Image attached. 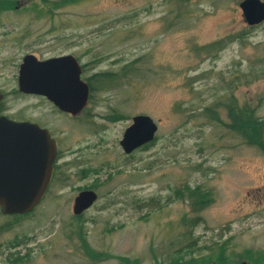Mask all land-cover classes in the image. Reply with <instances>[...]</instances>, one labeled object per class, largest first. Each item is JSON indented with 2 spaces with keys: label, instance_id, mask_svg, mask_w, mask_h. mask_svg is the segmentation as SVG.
<instances>
[{
  "label": "rangeland",
  "instance_id": "rangeland-1",
  "mask_svg": "<svg viewBox=\"0 0 264 264\" xmlns=\"http://www.w3.org/2000/svg\"><path fill=\"white\" fill-rule=\"evenodd\" d=\"M240 1L13 0L0 12L3 102L9 114L52 127L71 172L29 214L0 208V264H165L176 250L187 257L220 245L228 255L249 249L244 264H264V153L225 125L223 106L215 110L223 121L205 109L231 95L264 116V20L249 25ZM229 34L222 49L202 47ZM27 52L73 53L83 78L128 70L72 118L19 91ZM140 112L157 122L156 135L127 154L120 138ZM81 186L97 199L75 214ZM197 187L211 200L196 211L184 192ZM193 239L200 251L185 245Z\"/></svg>",
  "mask_w": 264,
  "mask_h": 264
},
{
  "label": "water",
  "instance_id": "water-1",
  "mask_svg": "<svg viewBox=\"0 0 264 264\" xmlns=\"http://www.w3.org/2000/svg\"><path fill=\"white\" fill-rule=\"evenodd\" d=\"M239 5L249 25L264 20V0H241ZM81 65L72 53L39 58L23 55L17 74L18 89L46 96L59 108L76 113L85 105L89 85L81 78ZM3 92L0 90V102ZM157 122L147 113H136L125 128L120 144L125 152L151 142ZM57 152L56 139L48 128L29 120L0 114V208L6 214L34 209L45 194ZM97 199L92 188L80 190L72 209L81 214Z\"/></svg>",
  "mask_w": 264,
  "mask_h": 264
},
{
  "label": "trees",
  "instance_id": "trees-1",
  "mask_svg": "<svg viewBox=\"0 0 264 264\" xmlns=\"http://www.w3.org/2000/svg\"><path fill=\"white\" fill-rule=\"evenodd\" d=\"M44 1L45 3L49 2V0ZM12 3L13 0H0V12L4 9L14 7L12 6ZM46 4H50L51 7H58L59 5L57 2ZM231 36H233V34L213 40L202 45V47L205 48L206 51L210 50V52L222 49L229 40L234 39ZM127 70V67L124 65L121 68L122 75H124ZM120 74L113 70H105L89 75L86 78L89 84V94H91L93 90L101 88L103 85L105 86L116 81L120 77ZM94 81L96 83H93ZM216 106H223L226 109L228 121L224 123L230 130L237 133V135L245 143L256 146L262 153H264V116L257 113L256 107L251 106L247 102L239 103L234 96L230 95L225 100H217L211 105L205 106L210 118L218 121L223 120L218 113H215ZM208 192L209 191L203 190L201 187H197L185 189L184 194L188 193L192 209L197 211L208 204L211 200ZM31 211L26 213H15L13 215L18 218L22 215L29 214ZM199 218L200 215L193 216L189 219V222H196ZM188 236L191 235L189 234ZM195 243L196 240L193 239L188 241L185 245L191 248V252L196 251V249H199L200 251L202 247L196 246ZM224 248V245H220V247L209 248V251H200L197 255H194L196 254L194 253L193 255H188L187 257H184L183 252L176 250V252H174L171 256L173 260L165 261V264H244L242 258L244 256H251L249 249L236 255H228ZM9 260L12 261L13 264L16 262L15 257L9 258Z\"/></svg>",
  "mask_w": 264,
  "mask_h": 264
},
{
  "label": "flooded vegetation",
  "instance_id": "flooded-vegetation-1",
  "mask_svg": "<svg viewBox=\"0 0 264 264\" xmlns=\"http://www.w3.org/2000/svg\"><path fill=\"white\" fill-rule=\"evenodd\" d=\"M73 54V53H72ZM75 55V54H74ZM76 56V55H75ZM77 58V57H76ZM78 59V58H77ZM79 61V60H78ZM80 62V61H79ZM80 65H81V78H83L82 77V71H83V65L80 63ZM84 80H86V82L88 83V81H87V79L86 78H83ZM89 85V84H88ZM1 90V89H0ZM2 91V90H1ZM20 91V90H19ZM3 92V91H2ZM22 92V91H21ZM24 93H26V94H29V95H42V94H39V93H32V92H24ZM89 93H90V91H89ZM90 95V94H89ZM3 96H4V93H3ZM88 99H89V96H88ZM88 99H87V101H88ZM87 101H86V103H87ZM53 103V102H52ZM86 103H85V105L80 109V111H82L83 109H84V107L86 106ZM54 104V103H53ZM55 105V104H54ZM55 107H57L56 109L58 110V112L59 113H63V114H65L66 116H68V117H72V118H75V117H78L79 116V112L80 111H78V112H76V113H72V112H70V111H67V110H64V109H61V108H59L57 105H55ZM0 114H5V115H7L8 117H10V118H12V119H16V120H29V121H34V122H37L40 126H43V127H46V128H48V130L50 131V134L56 139V144H57V152H56V155H55V158H54V161H53V171H52V175H51V178H50V182H49V185H48V187H47V190H46V192L48 191V189L54 184V183H57V182H59V183H62L63 181H65L69 176H70V171H66V165L68 164V163H70L68 160H66L65 159V156H66V154H67V152H66V150H64V149H62L61 147H60V138L59 137H57L53 132H52V127L49 125V124H45V123H43L40 119H34V118H32V117H18V116H13V115H11V114H9V112L7 111V108H6V105H5V103L3 102V97H2V100H1V102H0ZM133 116V115H132ZM127 127V126H126ZM125 127V128H126ZM125 128H124V130H125ZM124 130H123V132H124ZM123 134V133H122ZM145 145V144H144ZM143 147V145H139V146H137V147H135L134 149H132L130 152H125V153H127V154H130V153H132L134 150H136V149H139V148H142ZM81 171H82V173H84V169L83 168H81L80 169ZM67 172H69V173H67ZM72 172H74V171H72ZM76 173H77V170L75 171ZM79 189H78V191H77V193L80 191V190H82V189H85V188H92V189H94L93 187H86V186H81V187H78ZM46 192H45V194H46ZM76 193V194H77ZM44 194V195H45ZM75 194V195H76ZM43 195V196H44ZM75 195H74V197H75ZM74 197H73V199H74Z\"/></svg>",
  "mask_w": 264,
  "mask_h": 264
}]
</instances>
